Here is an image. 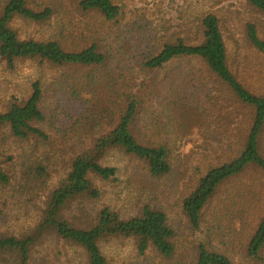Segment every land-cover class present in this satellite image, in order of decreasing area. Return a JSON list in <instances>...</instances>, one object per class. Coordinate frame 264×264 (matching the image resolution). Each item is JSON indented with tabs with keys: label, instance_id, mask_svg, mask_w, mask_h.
Segmentation results:
<instances>
[{
	"label": "trees",
	"instance_id": "trees-1",
	"mask_svg": "<svg viewBox=\"0 0 264 264\" xmlns=\"http://www.w3.org/2000/svg\"><path fill=\"white\" fill-rule=\"evenodd\" d=\"M72 1L97 20L86 35H70L63 28L61 0H0L1 73L17 74L25 63L40 67L0 104V254L10 257L4 260L54 264L50 256L37 257L39 246L51 239L80 249L78 264H131L115 251L123 242L144 257L174 258L176 229L152 195L138 190L127 211L111 203L92 206L120 180L121 167L110 160L115 152L141 164L152 180L173 170V147L141 124L145 83L126 76L133 62L149 78L147 90L167 98L176 128L198 135L214 118L219 124L216 143L200 144L206 157L182 197L192 227L203 231L208 210L224 189L253 177L248 193L237 187L227 198L244 205L233 209L229 225L232 233L245 231L242 264H264V206H245L264 189V84H251L240 73L231 52L234 36L220 13L224 0H181L174 15L151 0ZM245 1L252 16L242 19L243 38L264 54V24L257 21L264 15V0ZM40 26L46 32L33 34L41 32ZM112 37L119 43L116 49ZM48 67L59 73L50 75ZM202 95L213 107L201 105ZM131 162L128 168L134 169ZM39 196L42 205L35 201ZM116 197L121 200L117 192ZM24 218L26 222L7 225ZM189 264L234 260L204 239Z\"/></svg>",
	"mask_w": 264,
	"mask_h": 264
},
{
	"label": "rangeland",
	"instance_id": "rangeland-1",
	"mask_svg": "<svg viewBox=\"0 0 264 264\" xmlns=\"http://www.w3.org/2000/svg\"><path fill=\"white\" fill-rule=\"evenodd\" d=\"M35 0H33L34 2ZM58 2L59 0H44V2ZM62 7L60 10L63 28L70 35L79 36L86 35L90 33L89 25L93 29L97 25V20L95 18L91 19L90 15L81 12L77 9L72 0H61ZM152 2L159 4V6H164L166 12L174 15L175 6L181 2V0H151ZM133 3H137L138 0H131ZM165 3L164 5H161ZM220 13L222 16H225L227 22L226 25L229 28V33L234 36V39L231 40V52L235 55V61L239 65L240 73L243 75V78L254 85H263L264 84V54L257 51L249 42L243 38L241 29L242 19L250 18L252 14L249 11V8L245 0H224L219 6ZM177 14V13H176ZM155 18V16H154ZM257 21L260 24H264V15H258ZM21 30H27L25 23L21 20L15 22ZM175 23L178 25L180 21L175 20ZM181 24V23H180ZM41 32L33 31V34H44L47 29L44 27H39ZM53 30V27L50 28ZM49 30L48 33L51 31ZM47 34V33H46ZM137 37V33H134ZM103 36V35H102ZM113 38V37H112ZM123 39V38H122ZM109 46H111L110 40ZM113 46L116 49L119 45L115 39H112ZM124 41V40H121ZM125 63V62H123ZM130 66V65H128ZM40 67H37L32 63H25L21 66L20 71L17 74H2L0 71V90L1 88L5 89V93L0 92V104H2L12 93H16L17 89L24 85L25 80L34 70H39ZM47 72L54 76L58 74L55 69L48 67ZM127 77L135 79V81L142 84L141 95L143 98V110L141 115V124L147 129L151 135H153L156 140H167L170 145L173 147L172 151V165L173 170L170 175L162 179H150L146 173V170L141 164H134L128 158L123 155H119L116 152L110 159L112 163L121 167L120 180L113 185L107 187V190H111L109 194L103 196L97 202H93L92 206L103 207L105 203H111L118 206V208L129 209L131 203L130 198L132 194L134 195L138 190H141L142 195H152L154 202L167 212L169 216L170 223L176 229V240H177V250L174 258L171 260H164L161 258L154 259L153 256L144 257L135 251V248L132 244L123 242L120 246L115 248L117 253H122L123 261L131 264H189L191 255L197 249V245L200 241L206 239L208 241H213V244L221 250H227V252L233 257L234 264H242L240 245L241 240L245 237V231L239 230L238 232L232 233L230 231L231 226L229 225L233 216V209L238 208L243 210V206H235L231 204L227 198L232 192L235 191L237 187H242L246 193H248V185L254 180L251 176H246L241 178L237 184L226 187L225 192L217 201L213 203L211 208H209L207 213V224L203 231L196 230L192 227L191 223L185 216L182 208V197L185 192L191 188L195 182V168L197 165H200L203 159L206 157V152L204 146L200 145L205 142L216 143L217 139L214 140L213 137L219 138V124H214V122L209 124V122L204 126L202 131H199L197 135L193 130H187L184 128H176L178 124L177 118L174 117L172 113L167 98L163 96V93H156L153 91L147 90V83L149 78L143 77V73H140L138 68L133 67V62L131 67L126 69ZM145 80V81H144ZM168 84V81L165 82ZM168 91L165 89V92ZM192 91V89H189ZM50 95H54L52 92ZM60 95V94H59ZM61 96V95H60ZM201 105H208L202 95ZM208 106H212L209 102ZM211 115L210 113H208ZM152 123L156 124V127H152ZM153 129V131H151ZM161 129L162 131H159ZM200 139V140H196ZM212 139V140H210ZM19 149H22V146H19ZM210 157V155L208 156ZM134 165L136 172H133L134 169L128 168L127 164ZM17 164H15L16 166ZM133 172V173H131ZM55 176V175H54ZM137 177L138 181L134 184L132 183V178ZM143 180L142 186L139 187L140 181ZM258 189H261L262 180L258 179ZM40 192V189H38ZM34 193L36 190L33 191ZM116 192L121 200L116 197ZM261 194H259L256 199L251 202H247L245 205L248 208L259 209L264 206V189H262ZM130 193V194H129ZM36 198L35 201L40 202ZM226 200L228 203L223 204L222 201ZM34 206V203H32ZM34 208L38 209V207ZM253 212L250 210V213ZM243 219V215L241 216ZM244 220V219H243ZM27 220H19L14 223L13 220H9L7 225L14 226ZM255 223V221H254ZM250 224V223H245ZM226 235V236H225ZM120 251H118L119 249ZM227 248H230L229 250ZM77 248L69 247L62 240L51 239L47 243L44 241L42 246H39L37 252V257L43 258V256H50L54 264H71L68 260H74L75 264L79 263L81 250H76ZM114 252V250H111ZM116 253V254H117ZM132 254H134L133 257ZM4 258L10 260V257L7 254H0V264H12L11 262H6ZM123 263V262H122Z\"/></svg>",
	"mask_w": 264,
	"mask_h": 264
}]
</instances>
